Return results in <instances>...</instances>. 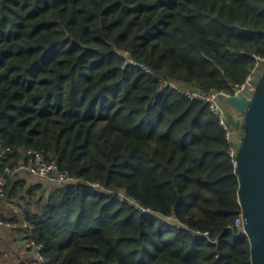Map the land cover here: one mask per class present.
<instances>
[{"label": "trees", "instance_id": "16d2710c", "mask_svg": "<svg viewBox=\"0 0 264 264\" xmlns=\"http://www.w3.org/2000/svg\"><path fill=\"white\" fill-rule=\"evenodd\" d=\"M262 56L264 0H0V225L17 263L31 239L40 264H251L225 131L162 84L233 94ZM28 150L75 181L5 173Z\"/></svg>", "mask_w": 264, "mask_h": 264}, {"label": "water", "instance_id": "95a60500", "mask_svg": "<svg viewBox=\"0 0 264 264\" xmlns=\"http://www.w3.org/2000/svg\"><path fill=\"white\" fill-rule=\"evenodd\" d=\"M224 104L243 112L240 123L231 114L227 124L241 126L243 134L234 158L239 180V202L244 232L249 238L251 264H264V66L250 97L241 93L222 98Z\"/></svg>", "mask_w": 264, "mask_h": 264}, {"label": "built area", "instance_id": "2783aa9c", "mask_svg": "<svg viewBox=\"0 0 264 264\" xmlns=\"http://www.w3.org/2000/svg\"><path fill=\"white\" fill-rule=\"evenodd\" d=\"M263 66H264V56L260 58L258 57L253 71L248 75L243 85L240 86L233 94L241 93L247 97H250L253 93L255 83L258 79L257 78L258 74L263 68ZM162 85L169 86L170 88L177 90L178 92L184 94L189 99L201 101L208 105L209 110L215 115L218 123L222 126L223 130L225 131V138L230 144L229 156L234 161L243 131L241 126L235 127L233 125H228L227 119H228V115L231 114L235 120L241 123L244 118V113L238 112L232 109L230 106L223 103L222 98L231 95V93L217 92V91H211L205 93L198 90L185 88L168 80H164ZM26 153L28 154L27 162L22 160L13 168L6 167L5 173L15 174L17 172L26 171L29 174L38 177L39 179H46L58 185L68 182L69 180L75 181V179L69 177L66 172L60 171L54 160H47L40 151L28 150ZM6 184H7V179L5 175H0V195H4L5 192L4 188ZM92 185L95 187L100 186L98 183H93ZM119 198L120 199L126 198L131 202L133 201L132 198H130L129 196H125L124 193H120ZM139 208L141 209L142 212L148 211L147 208L141 206H139ZM0 224H4V223L0 220ZM5 225L11 226L9 223H5ZM24 226L31 227L27 222L24 223ZM235 227L238 230H242V232H244V219L242 216V212L235 221ZM201 235L207 236L208 232H199V236ZM24 245L27 248L34 249L36 254L34 259L32 258V260L30 261V264H40L37 258L41 259L39 249L41 248L42 245L37 244L34 240L31 239L28 240L26 239L24 241Z\"/></svg>", "mask_w": 264, "mask_h": 264}, {"label": "crops", "instance_id": "0c3cea01", "mask_svg": "<svg viewBox=\"0 0 264 264\" xmlns=\"http://www.w3.org/2000/svg\"><path fill=\"white\" fill-rule=\"evenodd\" d=\"M21 175H22V177L27 178L28 181H33L34 179H36V176H33V175H31V174H29L27 172H24V171L21 172ZM14 210L17 211V208L15 207ZM9 227L10 226H7V225H4V226L0 225V244H1L0 247L2 245L3 246H5V245L7 246L8 245L9 246L8 247L9 251L8 250L6 251V249H3V251H2V252H4L3 255H5L6 257L9 256V255L11 256V260L7 261V263H9V264H18L17 263L18 260H17L16 257H17V255H21L22 256L24 252L22 251L23 248H22L21 244L19 243V241L16 244L17 249L14 248L15 246H13L14 242H12V239H14L16 236H18V233H17L16 230L13 231L12 228H9ZM2 242H3V244H2ZM1 250H2V248H1ZM31 253L32 252L30 251L29 254H31Z\"/></svg>", "mask_w": 264, "mask_h": 264}, {"label": "rangeland", "instance_id": "374dc122", "mask_svg": "<svg viewBox=\"0 0 264 264\" xmlns=\"http://www.w3.org/2000/svg\"><path fill=\"white\" fill-rule=\"evenodd\" d=\"M9 207V209H11V208H15V207H17V204L16 203H10L9 205H8ZM17 233L19 234V232L17 231ZM14 235V234H13ZM5 243V242H4ZM18 243V241L16 240L14 243H13V246H15L14 248H16L17 249V246H16V244ZM2 244H3V242H2ZM1 245V244H0ZM3 246V245H2ZM1 246V247H2ZM4 248H6V245L5 246H3ZM8 251H9V248H8ZM0 253H2V255H0V264H9V263H7V261H10L11 260V256L9 255V256H5V255H3V253L4 252H0Z\"/></svg>", "mask_w": 264, "mask_h": 264}]
</instances>
